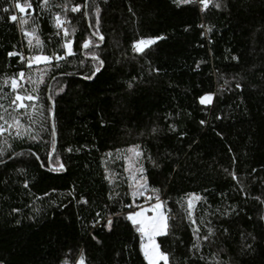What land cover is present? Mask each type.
Listing matches in <instances>:
<instances>
[{
    "label": "trees",
    "instance_id": "trees-1",
    "mask_svg": "<svg viewBox=\"0 0 264 264\" xmlns=\"http://www.w3.org/2000/svg\"><path fill=\"white\" fill-rule=\"evenodd\" d=\"M16 2L0 0V264H147L126 214L152 200L168 264H264V0H31L26 24Z\"/></svg>",
    "mask_w": 264,
    "mask_h": 264
},
{
    "label": "snow or ice",
    "instance_id": "snow-or-ice-1",
    "mask_svg": "<svg viewBox=\"0 0 264 264\" xmlns=\"http://www.w3.org/2000/svg\"><path fill=\"white\" fill-rule=\"evenodd\" d=\"M46 2V0H45ZM174 2L176 3H188L190 2V0H174ZM201 3L204 5V7H207V3L208 0H201ZM217 7H219V5H217ZM15 8L22 14L21 15V23L22 24H26L28 22L27 17L24 15L25 13L28 12L29 9H31V0H24L23 3L20 2V0H17V2L15 3ZM203 10V9H202ZM5 11H8L7 9H5ZM73 12H77L79 11V6H75L72 8ZM17 19V16L13 15L10 17V20L15 21ZM56 22L57 25L59 26L62 21L60 20V17L57 16L56 17ZM25 35H29V33H25ZM65 35H67V30H65ZM100 39H103V37H99ZM156 39H162V37H158ZM155 40L153 39H149V40H140L138 42H135L133 44V49L134 51H136L137 53H140L144 50V48L150 46L152 43H154ZM83 48H89V43L87 41L84 42V44L82 45ZM65 48L68 49L67 51V55H72V51L70 49V47L68 46V44H65ZM9 56H13L16 55L15 53H9ZM63 57L60 56H56L55 59L60 60ZM95 59V57H93ZM51 57L48 56H37V57H32L29 59V64L28 66L31 67V64L33 61L37 62V63H48L51 61ZM99 69H97L98 71ZM93 75H95V73H93ZM24 77V74L21 72L19 73V78L22 80ZM87 79H90L91 77H86ZM11 87L13 90L17 89L19 87L18 82H17V78L13 77L11 79ZM237 87H240V85H237ZM27 99V100H33L35 99V97L33 96H21L18 92L15 95V99L13 101V103L16 105L17 108H22L25 107L23 101ZM212 100V96L211 95H205L203 97L200 98V103L202 105L206 104V103H210ZM19 101V103H17ZM205 123L204 121H201V124ZM156 129H153V132H155ZM136 155H139V153H136ZM61 168L63 167L62 165L60 166ZM141 172H143V169H140ZM232 178L234 180L237 179V177L235 176V174H231ZM141 179H143V177H141ZM141 187H143V185L141 184ZM198 199V197H197ZM86 203V201H84ZM189 209H191L192 207V202L191 200H189ZM161 208V204L157 203L156 205L153 206V210H159ZM189 216H191V212L189 211ZM127 219L129 221H131L133 223L134 226L136 227V231L140 233L141 236V251L143 252L144 258L147 261V264H159V261L163 260L164 264H168V258H167V254L163 253L159 250L158 246L153 242V236L155 235H161V234H166L165 229L167 227L166 225V220L165 217L163 216V214L161 213H157L156 216H153L151 219L145 218L143 215V212H136V213H132L129 214L127 216ZM112 221L109 220L108 224L109 226L111 225ZM209 232H211V229H209ZM206 239V238H205ZM145 240H147V243H145ZM77 264H84L83 261V257L80 258V260L77 262Z\"/></svg>",
    "mask_w": 264,
    "mask_h": 264
},
{
    "label": "rangeland",
    "instance_id": "rangeland-1",
    "mask_svg": "<svg viewBox=\"0 0 264 264\" xmlns=\"http://www.w3.org/2000/svg\"><path fill=\"white\" fill-rule=\"evenodd\" d=\"M61 20V19H60ZM63 22V20H61ZM57 24V22H56ZM62 24V23H61ZM61 24L59 26H61ZM58 26V25H57ZM58 26V27H59ZM65 32V30L63 31V33ZM25 33H29V35H25ZM24 35L26 36L27 38V41L29 43H32V41L34 40V35H33V32L32 31H24ZM68 46L70 47L71 49V45L68 44ZM65 47V46H64ZM66 52L68 51L67 48H65ZM37 56H44V55H36L34 57H37ZM44 63V62H41V63H37L35 61L32 62V64H37L35 67L33 66L32 68H30V70H33L34 72L38 73L37 77L38 78H41L42 76V71L44 68V65L41 66V64ZM29 64V62H28ZM31 64V65H32ZM36 79V77H35ZM28 80V76L27 75H24L22 81L26 83V81ZM30 82V80H28ZM28 92V96H33L30 91H27ZM35 100V99H33ZM138 155H136V152L135 151H132L131 154H130V157H129V161H128V164H127V170L128 172L130 173V176H131V182H132V186H133V190H134V194L135 196H137L138 198H143L144 200H149V196L147 195L146 193V188H145V183H144V180L141 179V174H140V168L138 166ZM141 184L143 185V187H141ZM160 200H152V203L151 204H146V203H143L141 205H138V207L130 212H128L126 214V217L129 215V214H132V213H136V212H143V215L145 218H148V219H151L153 216H156L157 213H161L163 214V216L165 217V220H166V214L164 213L163 209H162V205H161V208L159 210H156L154 211L153 210V206L156 205L157 203H160L159 202ZM161 204V203H160ZM131 222V221H130ZM132 223V222H131ZM133 224V223H132ZM166 225H167V220H166ZM135 227H138L135 226ZM167 228V227H166ZM165 232H166V229H165ZM163 235V234H161ZM161 235H155L153 236V242L158 246L157 244V237L158 236H161ZM145 243H147V240H145ZM159 248V246H158ZM140 250H141V242H140ZM160 250V249H159ZM142 255H143V252L141 251ZM144 256V255H143ZM145 259V258H144ZM146 261V260H145ZM147 262V261H146ZM159 264H164V261L161 260L159 261Z\"/></svg>",
    "mask_w": 264,
    "mask_h": 264
},
{
    "label": "built area",
    "instance_id": "built-area-1",
    "mask_svg": "<svg viewBox=\"0 0 264 264\" xmlns=\"http://www.w3.org/2000/svg\"><path fill=\"white\" fill-rule=\"evenodd\" d=\"M145 202H147V200H145Z\"/></svg>",
    "mask_w": 264,
    "mask_h": 264
},
{
    "label": "water",
    "instance_id": "water-1",
    "mask_svg": "<svg viewBox=\"0 0 264 264\" xmlns=\"http://www.w3.org/2000/svg\"><path fill=\"white\" fill-rule=\"evenodd\" d=\"M55 144V143H54ZM0 164H2V163H0Z\"/></svg>",
    "mask_w": 264,
    "mask_h": 264
}]
</instances>
